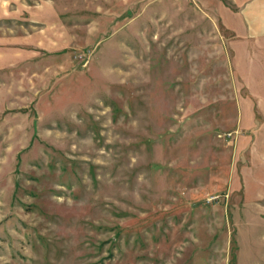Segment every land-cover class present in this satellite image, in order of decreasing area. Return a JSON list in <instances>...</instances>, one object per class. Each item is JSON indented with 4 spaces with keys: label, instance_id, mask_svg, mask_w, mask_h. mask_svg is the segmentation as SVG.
Returning a JSON list of instances; mask_svg holds the SVG:
<instances>
[{
    "label": "rangeland",
    "instance_id": "rangeland-1",
    "mask_svg": "<svg viewBox=\"0 0 264 264\" xmlns=\"http://www.w3.org/2000/svg\"><path fill=\"white\" fill-rule=\"evenodd\" d=\"M243 3L0 0V264H264Z\"/></svg>",
    "mask_w": 264,
    "mask_h": 264
},
{
    "label": "crops",
    "instance_id": "crops-1",
    "mask_svg": "<svg viewBox=\"0 0 264 264\" xmlns=\"http://www.w3.org/2000/svg\"><path fill=\"white\" fill-rule=\"evenodd\" d=\"M239 13L242 21L241 24H243L242 26L240 25V34L251 41H248L245 45H252L251 43H254L255 46H258V48L261 47L260 49L264 50V0H244L242 9ZM242 44L243 43H240V45ZM239 53L241 56H243V54L245 56L247 55L241 48ZM241 69L242 67L240 68V74L243 73ZM252 82L256 83L258 81L254 79Z\"/></svg>",
    "mask_w": 264,
    "mask_h": 264
}]
</instances>
